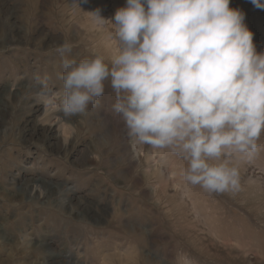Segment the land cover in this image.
Segmentation results:
<instances>
[{
  "label": "rangeland",
  "instance_id": "1",
  "mask_svg": "<svg viewBox=\"0 0 264 264\" xmlns=\"http://www.w3.org/2000/svg\"><path fill=\"white\" fill-rule=\"evenodd\" d=\"M0 0V264H264V135L238 193L185 183L168 150L134 145L109 84L65 117L61 56L106 58L126 0ZM264 2V0H262ZM264 52V9L230 0ZM58 103V101L56 102Z\"/></svg>",
  "mask_w": 264,
  "mask_h": 264
},
{
  "label": "clouds",
  "instance_id": "2",
  "mask_svg": "<svg viewBox=\"0 0 264 264\" xmlns=\"http://www.w3.org/2000/svg\"><path fill=\"white\" fill-rule=\"evenodd\" d=\"M251 3L264 9L262 0ZM88 15L111 25L113 51L81 59L59 46L61 87L48 103L65 117L85 115L107 83L111 111L134 145L178 157L188 185L238 193L240 165L254 162L264 135V52L245 14L230 0H126L111 20Z\"/></svg>",
  "mask_w": 264,
  "mask_h": 264
}]
</instances>
